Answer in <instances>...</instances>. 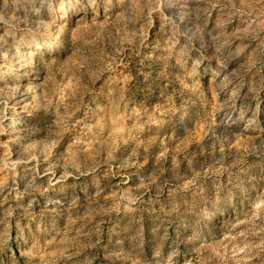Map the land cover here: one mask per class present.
<instances>
[{"label": "rangeland", "instance_id": "374dc122", "mask_svg": "<svg viewBox=\"0 0 264 264\" xmlns=\"http://www.w3.org/2000/svg\"><path fill=\"white\" fill-rule=\"evenodd\" d=\"M0 264H264V0H0Z\"/></svg>", "mask_w": 264, "mask_h": 264}, {"label": "trees", "instance_id": "16d2710c", "mask_svg": "<svg viewBox=\"0 0 264 264\" xmlns=\"http://www.w3.org/2000/svg\"><path fill=\"white\" fill-rule=\"evenodd\" d=\"M64 43L65 41H63V44L58 48V49H52L50 50L51 52H56L58 54H62L63 52V47H64ZM49 51V50H47ZM219 214L215 213L214 211H210L207 215H206V218H207V221L206 223H208V220L210 219L212 224H216L218 223L219 221ZM192 226V224H190V227Z\"/></svg>", "mask_w": 264, "mask_h": 264}, {"label": "bare ground", "instance_id": "6f19581e", "mask_svg": "<svg viewBox=\"0 0 264 264\" xmlns=\"http://www.w3.org/2000/svg\"><path fill=\"white\" fill-rule=\"evenodd\" d=\"M46 43H49L50 45H47ZM51 43L50 41H44V42H41L39 43V47L40 48H45L46 46H51ZM44 44V45H43ZM46 44V45H45ZM52 47V46H51Z\"/></svg>", "mask_w": 264, "mask_h": 264}]
</instances>
